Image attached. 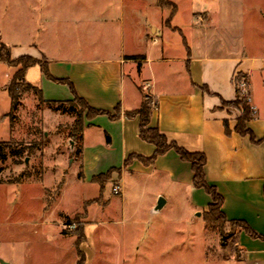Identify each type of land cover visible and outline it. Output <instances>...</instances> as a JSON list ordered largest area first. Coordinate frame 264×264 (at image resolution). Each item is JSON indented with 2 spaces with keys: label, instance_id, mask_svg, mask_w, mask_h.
<instances>
[{
  "label": "crops",
  "instance_id": "obj_1",
  "mask_svg": "<svg viewBox=\"0 0 264 264\" xmlns=\"http://www.w3.org/2000/svg\"><path fill=\"white\" fill-rule=\"evenodd\" d=\"M140 1L129 0L127 4L134 8ZM170 1L177 7L170 23H166L170 11L151 0V20L147 21L145 13V23L128 35L126 45L122 19L125 0L119 4L105 2L111 10L100 18L98 29L104 36L121 38L119 51L48 55L22 49L14 50L11 59L31 57L47 63L51 78L39 65L29 67L24 76L26 83L42 91L45 103L74 99L69 85L60 82L65 80L91 108L113 115L119 110L115 120L108 115L84 119L78 165L82 181L98 185L97 197L104 196L106 187L102 191L94 177L110 174L108 182L116 183L122 196L124 173L158 174L184 187L195 210L207 212L212 197L204 188L194 186L191 162L183 160L174 148L150 162L156 147L140 137L139 116H128L142 106L146 94L152 106L149 128L157 129L177 148L202 153L206 182L222 197L227 221L243 222L260 236L239 231L235 246L241 257H233L230 262L264 264V44L255 49L249 38L245 46L232 34L230 10L236 9L237 0H211V7L192 9L183 19L177 18L179 7ZM158 13L159 24L155 19ZM176 33L184 38L183 45L174 44ZM133 56L140 59H129ZM0 64L10 70L8 83L2 84L8 94L7 87L20 66ZM239 74L249 80L250 104L255 112L248 127L257 143L235 131L240 113L224 105L237 97L234 78Z\"/></svg>",
  "mask_w": 264,
  "mask_h": 264
},
{
  "label": "rangeland",
  "instance_id": "obj_2",
  "mask_svg": "<svg viewBox=\"0 0 264 264\" xmlns=\"http://www.w3.org/2000/svg\"><path fill=\"white\" fill-rule=\"evenodd\" d=\"M120 1L0 0V47L48 55L119 51L121 38L104 36L98 27L108 10L105 2ZM174 1L179 19L212 5L211 0ZM128 2L122 18L125 45L128 35L145 23V13L151 20V0L134 8ZM235 8L230 10L232 34L245 46L252 38L260 49L264 0H237ZM160 18L156 14L158 24ZM174 35V44L183 45L184 38ZM9 72L0 64V117L11 111L2 88ZM78 110L40 102L28 91L13 118H0V142L11 143L4 148L5 159L0 156V264H77L80 255L85 264H237L230 262L241 257L234 229L207 222L205 212L190 204L188 191L163 175L124 173V195L112 192L117 184L111 181L104 196L97 197L98 185L81 179L80 137L70 138ZM160 197L165 204L154 213Z\"/></svg>",
  "mask_w": 264,
  "mask_h": 264
},
{
  "label": "trees",
  "instance_id": "obj_3",
  "mask_svg": "<svg viewBox=\"0 0 264 264\" xmlns=\"http://www.w3.org/2000/svg\"><path fill=\"white\" fill-rule=\"evenodd\" d=\"M157 5L164 10L170 11V16L166 22V23H170V19L174 16L177 10L176 5L172 3L170 0H158ZM3 50L6 51L5 57L2 56ZM129 59L136 60V59H140V57L133 56ZM0 61L5 62L9 66H13V67L20 66L19 71L14 75L10 85L7 87V92L11 99V111L1 119L13 118V116H15L14 114L15 111L21 105L22 96L28 91L34 92L37 98L39 99V101L44 102L42 97V91L26 83L24 76L26 70L29 67L39 65L45 76L51 78L46 62H41L31 57H20L16 60H12L10 51H8L4 45L0 47ZM242 77L244 76L239 74L237 81L239 82V80ZM60 82L69 85L71 92L74 95V99L72 101L65 103L54 102L53 104H59V105L66 104L71 108H76V107L79 108L77 118L70 132V138L72 140L75 141L77 140L78 137L81 138L84 129L85 118H93L98 115H108L112 120H115L118 117L119 115L118 109H116L114 115L109 111L95 110L91 108L84 100H82L76 95L74 87L70 82L65 80H61ZM236 91H237L236 99L232 102H225L224 105L231 109H235L240 113V115L237 118V125L235 127V131L241 136H249L252 143H257L258 141L256 140L253 132L248 127V122L253 119V114H254L251 109L252 106L248 100V98L250 97L249 80L247 79V93L242 94L241 91L237 88V85H236ZM151 109L152 106L150 104V99L145 94V101L143 102L142 106L137 111L128 113V116H132V115L139 116L140 137L144 141L151 143L156 147L155 154L150 158V162H153L158 155L164 154L169 149L174 148L181 155V158L183 160L191 162L194 171V176H193L194 186L197 188H204L212 197V203L209 205L207 212H205L204 214L206 221L212 224H217L218 227H220V229L225 224H229L234 229L235 235L239 231L245 230L254 237H260L257 234L253 233L250 230V228L243 222L227 221L224 213L222 212V204H223L222 197L217 193L214 187L209 186L208 183L206 182L205 172H204V167L206 165L205 156L202 153H189L183 149L177 148L174 143L168 142L166 137L160 134L157 129L149 128ZM225 126L227 128V132L230 133V131L228 130L227 122L225 123ZM10 147H11L10 142H2V143L0 142V156L1 157L5 156L4 148H10ZM30 151L31 150L28 151V155L30 154ZM109 179H110V174H107L103 176L94 177L93 181L98 183L101 186V190L103 191ZM78 231L80 232V229ZM77 243L80 244V242ZM77 264H85V257H81L80 255Z\"/></svg>",
  "mask_w": 264,
  "mask_h": 264
},
{
  "label": "built area",
  "instance_id": "obj_4",
  "mask_svg": "<svg viewBox=\"0 0 264 264\" xmlns=\"http://www.w3.org/2000/svg\"><path fill=\"white\" fill-rule=\"evenodd\" d=\"M238 80V75L235 76L234 78V81H235V85H237V88L241 91L242 94H245L247 93V78L244 76L242 77L239 82L237 81ZM148 88V85L145 86L144 89H147ZM249 102H250V97L248 98ZM252 109V112L254 113V108L251 107ZM112 192L115 194V195H120L121 194V189L118 185H115L112 189ZM69 229H75L76 225L75 224H70L69 226Z\"/></svg>",
  "mask_w": 264,
  "mask_h": 264
},
{
  "label": "water",
  "instance_id": "obj_5",
  "mask_svg": "<svg viewBox=\"0 0 264 264\" xmlns=\"http://www.w3.org/2000/svg\"><path fill=\"white\" fill-rule=\"evenodd\" d=\"M73 144V142H71ZM72 150H73V145H72ZM28 163V160H26V164ZM165 201L163 200V198H159L157 205L155 206V208L153 209V212L156 213L158 211H160L162 209V207L164 206ZM1 264H6L4 262H1Z\"/></svg>",
  "mask_w": 264,
  "mask_h": 264
}]
</instances>
